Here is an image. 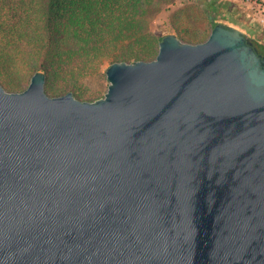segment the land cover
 <instances>
[{
	"label": "water",
	"instance_id": "95a60500",
	"mask_svg": "<svg viewBox=\"0 0 264 264\" xmlns=\"http://www.w3.org/2000/svg\"><path fill=\"white\" fill-rule=\"evenodd\" d=\"M105 74L0 84V264H264V55L219 22Z\"/></svg>",
	"mask_w": 264,
	"mask_h": 264
},
{
	"label": "trees",
	"instance_id": "16d2710c",
	"mask_svg": "<svg viewBox=\"0 0 264 264\" xmlns=\"http://www.w3.org/2000/svg\"><path fill=\"white\" fill-rule=\"evenodd\" d=\"M174 1L0 0V83L21 91L42 70L48 94L71 91L77 99L93 101L101 93L87 87L88 76L115 61L155 58L163 35L150 31V18ZM205 15L213 27L214 15ZM176 16L171 27L179 38L193 43L206 38L207 30L190 31ZM249 40L264 55V45Z\"/></svg>",
	"mask_w": 264,
	"mask_h": 264
},
{
	"label": "rangeland",
	"instance_id": "374dc122",
	"mask_svg": "<svg viewBox=\"0 0 264 264\" xmlns=\"http://www.w3.org/2000/svg\"><path fill=\"white\" fill-rule=\"evenodd\" d=\"M204 1L205 0H175L174 4L167 6L168 10L163 9L160 12L151 15L149 21L150 31L157 35L163 36L168 33H174L177 35V32L171 27V21L174 15H178L176 16V18L179 19L178 21L182 24V27L190 31L207 30V38L212 29V26L206 19L205 13H207L208 15L209 13H212L214 15L212 21L216 23L221 22L224 24L236 26L241 29L243 33L248 38H251L256 44L264 45V26L260 22H258L257 16L255 14V4H253L254 0H250V3L247 0H209V2ZM210 5L212 6L209 7ZM207 7H209L210 10L207 9ZM181 40L185 41L183 39ZM85 83L89 89L99 91L101 93L100 97L104 96L108 88V81L106 79L104 70L88 76L85 80ZM28 84L29 83H23L22 88L25 89Z\"/></svg>",
	"mask_w": 264,
	"mask_h": 264
},
{
	"label": "built area",
	"instance_id": "2783aa9c",
	"mask_svg": "<svg viewBox=\"0 0 264 264\" xmlns=\"http://www.w3.org/2000/svg\"><path fill=\"white\" fill-rule=\"evenodd\" d=\"M250 3V0H247ZM258 22L264 26V0H254ZM251 7V6H250Z\"/></svg>",
	"mask_w": 264,
	"mask_h": 264
}]
</instances>
